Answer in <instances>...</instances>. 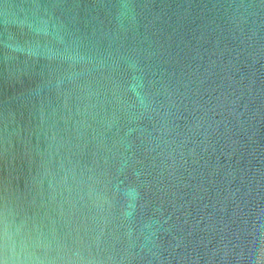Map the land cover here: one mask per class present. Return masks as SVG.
Wrapping results in <instances>:
<instances>
[{
    "label": "water",
    "instance_id": "water-1",
    "mask_svg": "<svg viewBox=\"0 0 264 264\" xmlns=\"http://www.w3.org/2000/svg\"><path fill=\"white\" fill-rule=\"evenodd\" d=\"M0 264H264V0H0Z\"/></svg>",
    "mask_w": 264,
    "mask_h": 264
},
{
    "label": "clouds",
    "instance_id": "clouds-1",
    "mask_svg": "<svg viewBox=\"0 0 264 264\" xmlns=\"http://www.w3.org/2000/svg\"><path fill=\"white\" fill-rule=\"evenodd\" d=\"M13 243V248L15 247V241L12 242Z\"/></svg>",
    "mask_w": 264,
    "mask_h": 264
}]
</instances>
